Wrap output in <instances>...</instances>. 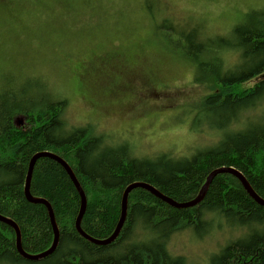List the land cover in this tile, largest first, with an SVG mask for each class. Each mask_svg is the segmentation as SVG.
Segmentation results:
<instances>
[{
	"label": "trees",
	"instance_id": "trees-1",
	"mask_svg": "<svg viewBox=\"0 0 264 264\" xmlns=\"http://www.w3.org/2000/svg\"><path fill=\"white\" fill-rule=\"evenodd\" d=\"M145 7L153 9L152 0H146ZM162 21L160 28L183 41L186 55L176 48L198 67L208 63L205 51L229 49L239 54L238 61L224 67V72L197 78L211 88L202 98V107L214 121L209 122L212 128L220 129L215 122L229 127L241 113L256 110L264 102V15L237 25L231 38L204 36L198 26H181L169 16ZM210 59L225 66L223 55ZM34 78L3 84L22 83L16 90L7 86L0 90V214L18 225L26 252L46 251L55 237L46 204L31 202L25 195L29 163L42 151L57 154L72 169L87 196L82 229L96 239L114 233L124 191L137 182H147L168 197L185 202L199 195L213 170L233 166L264 199V121L255 123L245 117L237 123L241 127L226 131L214 145L185 158L168 152L156 158H138L128 143L104 146L108 135H98L90 124L70 123L67 97L57 95L41 78ZM20 116L24 124L16 125ZM30 192L52 206L58 245L44 258L26 259L17 249L15 228L0 221V264H201L171 252L169 240L177 232L195 230L202 224L208 230L222 219L231 232L240 228L248 233L227 238L206 264H264V205L230 172L216 174L202 201L190 207L172 206L148 189L134 187L120 234L104 245L88 240L76 229L81 196L57 160L41 156L35 161Z\"/></svg>",
	"mask_w": 264,
	"mask_h": 264
},
{
	"label": "rangeland",
	"instance_id": "rangeland-1",
	"mask_svg": "<svg viewBox=\"0 0 264 264\" xmlns=\"http://www.w3.org/2000/svg\"><path fill=\"white\" fill-rule=\"evenodd\" d=\"M145 1L0 0V87L41 78L67 97L70 123L90 124L98 135H108L104 146L128 143L138 158L162 152L185 158L241 127L237 123L245 117L263 122L264 102L231 126L215 122L220 129L212 128L211 115L202 107L211 88L197 78L224 72L239 54L205 51L210 58L223 55L225 66L209 58L198 67L184 56L183 41L160 25L169 16L181 26H198L204 36L231 38L237 25L264 15V0H152L153 9H146ZM15 123L24 124V118ZM219 222L208 230L202 224L175 233L171 252L206 264L227 238L248 233L231 232L225 220Z\"/></svg>",
	"mask_w": 264,
	"mask_h": 264
},
{
	"label": "water",
	"instance_id": "water-1",
	"mask_svg": "<svg viewBox=\"0 0 264 264\" xmlns=\"http://www.w3.org/2000/svg\"><path fill=\"white\" fill-rule=\"evenodd\" d=\"M41 156H48V157H52L55 160H57L67 171V173L70 175V177L72 178L75 186L77 187L80 196H81V207H80V211L78 213V216L76 218V222H75V226L76 229L79 231V233L84 236L85 238H87L88 240L96 243V244H100V245H104V244H109L112 241H114L118 235L121 232L122 226L125 222V218L127 215V209H128V199H129V195L131 190L134 187H143L148 189L149 191H151L154 195H156L158 198L168 202L169 204H171L172 206L175 207H190V206H194L196 204H198L199 202L202 201V199L205 196V192L206 189L208 188L210 182L212 181V179L216 176V174L220 173V172H230L232 174H234L236 177H238L241 181V183L243 184V186L245 187V189L247 190V192L255 199L257 200L260 204L264 205V199L261 198L255 191L254 189L251 187V185L249 184L248 180L245 178V176L242 174V172H240L239 170H237L236 168L229 166V167H222V168H217L215 170H213L207 177L203 188L201 189L199 195H197V197H195L194 199H191L189 201H185V202H178L175 199L168 197L167 195L163 194L162 192H160L155 186L147 183V182H137V183H133L130 184L126 187L123 197H122V212H121V217L120 220L117 224V227L114 231V233L106 238V239H96L94 237H91L90 235H88L81 226V222H82V218L84 215V212L86 210V205H87V196L82 188V186L80 185L79 181L77 180V178L75 177V175L72 172V169L69 167V165L66 163V161L64 159H62L60 156H58L55 153L49 152V151H42V152H38L36 153L30 163H29V167H28V173H27V177H26V184H25V195L26 198L31 201V202H43L46 204L48 211H49V215H50V220L54 229V233H55V237H54V241L52 246L47 249L44 252L41 253H37V254H30L28 252H26L21 245V231L18 227V225L10 218H7L3 215L0 214V220L6 223H9L10 225H12L15 230H16V246L17 249L19 251V253L27 259H31V260H37V259H41L44 258L46 256H48L49 254H51L56 246L58 245V241H59V230L57 227V224L55 222V217H54V212L52 209V206L50 205V203L44 199L41 198H35L33 197V195L30 192V182H31V177H32V173H33V169H34V165H35V161L41 157Z\"/></svg>",
	"mask_w": 264,
	"mask_h": 264
},
{
	"label": "bare ground",
	"instance_id": "bare-ground-1",
	"mask_svg": "<svg viewBox=\"0 0 264 264\" xmlns=\"http://www.w3.org/2000/svg\"><path fill=\"white\" fill-rule=\"evenodd\" d=\"M200 203V202H199ZM1 221V220H0ZM27 259V258H26Z\"/></svg>",
	"mask_w": 264,
	"mask_h": 264
}]
</instances>
